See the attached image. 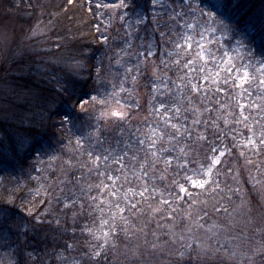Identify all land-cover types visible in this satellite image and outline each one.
<instances>
[{"label": "snow or ice", "instance_id": "snow-or-ice-1", "mask_svg": "<svg viewBox=\"0 0 264 264\" xmlns=\"http://www.w3.org/2000/svg\"><path fill=\"white\" fill-rule=\"evenodd\" d=\"M201 3H206L208 8L221 13L226 7L222 0H182L178 6H173V0H146L159 43L155 45L156 51L152 50V44L141 43L140 50L136 52L128 51L133 47L132 38L141 27H146L149 17L135 13L125 0L96 4L98 9H124L125 13L120 17L122 20L128 11H133L135 15L134 23L126 26L125 47L120 48L115 56L110 58V65L114 62L115 65L123 67L124 72L121 75L117 69V75H121L119 85L107 81L102 87L95 89V95L87 93L81 95L74 89H62L66 108L63 123L73 127L79 123L82 126L84 114L88 111L86 105L91 101L94 110L90 114V119H94L97 125L101 121L122 125L128 118L126 109L131 107L130 95L129 99L121 97V94L129 93L125 84L130 79L135 85L141 74L140 65L144 64L146 67L147 63L157 56L160 57V61L153 68L151 88L155 91L159 85L164 90L160 91L159 97H154L156 103L151 110L154 120L144 121L146 130L137 127L135 132L130 133L129 151L112 157V162L118 165L115 170L107 168L104 171L100 170L101 162L107 164L110 160L109 154L101 155L87 151L85 154L88 162L80 163L76 153L84 151V146L92 133L87 137L83 135L77 137L75 151L66 157L52 156L47 164L40 161L44 168L37 169L38 172H43L45 168L59 172L52 178L34 177L33 179L47 182L48 186L42 182L39 188L30 191L36 198L41 195L43 189L44 196L48 197L53 182L60 191H63L61 186L69 183L73 185L69 191L74 192L79 188L81 193L79 202L77 199L68 198L64 207L66 209L78 207V211L73 213L71 228L73 233L77 231L75 218L77 216L85 218L79 231L89 237L86 244L89 249L87 254L92 260L106 259L107 252L114 251L117 247V238L121 234L131 237L141 233L144 243L151 249L158 247L153 240L161 241L162 236H169L172 244L179 243V248L184 249V251L169 249L167 254L175 258L176 264H180L184 259L191 260L193 256L201 260L200 253L210 248L209 240L212 241L211 249L216 252L221 249L227 252L228 247L225 245L234 249L240 247V243L233 245L232 242L241 241L242 234L231 235L229 228L216 223L206 227V219L223 214L231 217L234 212L239 211L243 200L232 212L229 211V205L242 191L238 179L241 170L248 171L250 176L252 168L257 172H264L262 167L264 123H261L264 119V59L257 62L255 73L258 75H254L250 71V62L249 65L242 64L238 67L227 52L218 55L219 50L213 51L211 46L215 42L207 39L205 33L214 35L216 31L223 33L231 31V28L223 21L217 22L208 16L204 8L200 7ZM188 19L195 21L196 24L187 23ZM160 20L164 23L160 24L158 22ZM169 24L174 27L169 28ZM209 24L218 26L205 27ZM196 27L200 29L195 32L196 39L192 33L184 31L186 28ZM162 28L164 30H161ZM261 28H264V17L261 18ZM102 39L106 42L108 37L103 36ZM124 57L129 59L125 60ZM173 69L174 76L170 77L168 72ZM157 71L162 75L156 76ZM253 84L259 87V92L256 88L249 90ZM235 89H240L239 97L246 100L245 102L237 100V108L232 111L230 106L223 102V98L231 97ZM96 105H99L98 109L95 108ZM221 122L225 126L233 125L229 133L221 132ZM236 126H242L244 131H238ZM99 131V127L92 129L93 133ZM221 135L233 141L231 146L222 143ZM133 140L134 144L131 143ZM133 147L135 151H131ZM246 150L251 152L250 156L246 155ZM226 156L237 162L242 160L241 169L234 171L232 166L224 165L223 158ZM125 157H129L131 166L125 163ZM221 165H224L223 170L218 168ZM77 168L86 169L89 174L94 173L103 176L104 179L96 184H88L84 188L81 186V176L74 177L72 181L67 179L73 169ZM168 173H172L171 181L169 184H163L162 181ZM16 191L0 196V224L7 223L13 216L18 215L17 209L27 216H33L29 207L30 202L21 200L19 205L16 203ZM45 202V199L39 201L40 204ZM180 205L187 207V211L180 219L190 220L198 228L210 232L211 236L202 240L192 234L193 229L190 226L186 227L184 235L164 231L165 228L169 230L173 228L168 222L177 218V207ZM136 220H139L140 227L133 223ZM56 223L59 225L60 220L57 219ZM153 224L154 229L149 231ZM149 235L153 240L148 239ZM241 242L249 244L246 237ZM168 243V240H162L159 245L161 250L162 246ZM67 247L71 249L73 244L68 243ZM231 255L234 257L237 252L234 250ZM241 257H247L248 264H253L255 257L264 260V244L256 241L251 255L244 252L241 253Z\"/></svg>", "mask_w": 264, "mask_h": 264}, {"label": "trees", "instance_id": "trees-1", "mask_svg": "<svg viewBox=\"0 0 264 264\" xmlns=\"http://www.w3.org/2000/svg\"><path fill=\"white\" fill-rule=\"evenodd\" d=\"M105 2L112 3L117 0H0V26H8L14 35L9 55L0 58V179L5 178L8 183L3 185L0 196H6L9 192L17 190L16 203L19 205L21 200L30 202L29 207L33 212V216L30 217L17 209L18 215L13 216L11 221L0 224V264H176L175 258L167 254L170 249L168 245H163L161 250L159 246L161 241H155L149 235L148 239L158 244L156 249H151L144 243L141 233L131 237L121 234L117 238V247L114 251L107 252L106 259H90L87 254L89 249L86 246L89 237L79 231L85 218L79 216L75 218L77 231L73 233L71 231L73 213L78 211V207L70 209L64 207L68 198L77 199L79 202L78 198H81L79 188L74 192L69 191V188L73 187L69 183L61 186L63 191H60L56 188L52 189L51 185L48 197H45L43 192L39 197L34 198L33 192L27 191V187L21 185L22 180L34 185L33 176L40 174L37 171L41 168L40 159L46 160L47 157L52 156L66 157L73 153L67 150V146L70 144L71 148L75 147L76 138L82 135L87 137L92 133L84 146L89 151L103 155L111 150L110 152L115 151L117 155H123L125 151H129L130 133L135 132L137 127L146 130L144 121L152 122L155 118L151 114L156 103L154 97H159L160 91L164 89L159 85L155 91L151 88L153 76L146 71L147 67L141 64L140 70L143 71L135 85L130 79L126 83L129 89L127 95H130V99L129 96L127 99L131 106H135L138 102L139 94L144 97L141 104L144 107L143 119L138 121L137 125L131 120H126L122 125L114 124L113 129L100 130L94 135L92 129L102 125V121L97 125L94 119H90V114L94 110L91 101L86 105L88 111L84 114L82 126L79 123L76 127L63 123L66 108L62 89H74L81 95L84 93L95 95V89L102 87L103 83L118 81L115 77L117 69L118 72L121 71V75L123 73V67L115 65L114 62L110 65V58L114 57L120 48L125 47L126 26L134 23L135 15L133 11H128L127 16L122 20L120 17L124 15V9L109 12L108 9L96 8L97 3ZM125 2L134 9L135 13L149 17L146 27H141L134 34L133 47L128 51H139L141 43L152 44V50L156 51L155 45L159 41L146 0H125ZM222 2L226 6L223 13L208 8L206 3H201L200 7L228 25L233 35L237 36L238 45L248 50L252 59H264V28H261L264 0H222ZM180 3L182 0H173V6H178ZM158 22L164 23L163 20ZM43 25H47L48 30L36 36L40 44L36 43L31 50L24 47L20 50V42L28 30L32 32ZM168 27L172 28L174 25L169 24ZM184 31L187 32L188 29ZM103 36L108 37L106 42L102 39ZM124 59L128 60L129 57ZM133 62H135L134 58ZM174 73L175 69L169 71L168 75L173 77ZM159 75L162 73L160 72ZM108 87L110 89L111 85L109 84ZM240 91L235 89L231 97L223 98V102L229 105L232 111L237 108V100L240 102L246 100L239 97ZM169 102H172L171 97ZM141 106L139 105L140 108ZM95 108L98 109L99 105ZM261 123H264V119ZM232 127L231 124L225 126L223 122L220 123L222 133H229ZM236 127L238 131H244L242 126ZM220 139L229 146L233 143L232 140L225 139L224 135H221ZM131 143L134 144V140ZM131 151H135V148H131ZM76 155L79 156L80 163L88 162L87 155L83 157L81 152H77ZM246 155L250 156L251 152L246 150ZM125 158L129 160V157ZM223 160L224 165L232 166L234 171L241 169L243 164L242 160L237 162L227 156ZM224 165L218 168L223 170ZM100 170L104 171L102 163ZM76 176L82 177L81 186L84 188L88 184H93L90 181L91 177L97 183L98 180L104 179L103 176L89 174L86 169L78 170V168L73 169L67 179L72 181ZM256 176L255 168L251 169V176L246 170L240 171L238 179L242 191L240 196L235 197L234 202L229 205V211L232 212L243 200L240 209L246 206V214L253 215V219L250 220L255 221L253 225L257 228L252 230L250 225L241 228V231L252 232L248 236L250 244L256 241L264 243V192L256 189ZM171 178L172 173L166 174L162 183L169 184ZM229 183L235 186L232 181ZM18 189L22 191L18 192L20 191ZM23 191L27 194L22 193ZM41 199H45L46 202L40 204ZM240 209L238 212L241 211ZM185 211H187L186 205H180L177 207L176 217ZM226 217L227 214L214 215L206 220L211 222L216 218L224 222ZM57 219L60 220L59 225L56 223ZM173 222L171 220L168 223ZM133 223L140 227L139 220ZM258 225L263 226V229L260 230ZM154 227L153 224L148 230L151 231ZM68 243L73 244V248L69 249ZM200 255L201 260L212 258L215 264H246L238 262L240 260L237 258L234 260L224 258L220 253L211 256H205L204 253ZM136 257L139 259L137 260ZM180 264L200 263L193 256L191 260L184 259Z\"/></svg>", "mask_w": 264, "mask_h": 264}, {"label": "rangeland", "instance_id": "rangeland-1", "mask_svg": "<svg viewBox=\"0 0 264 264\" xmlns=\"http://www.w3.org/2000/svg\"><path fill=\"white\" fill-rule=\"evenodd\" d=\"M115 9H117V8H108V11L109 12H115ZM205 12L208 14V16L214 18L217 22H219V20L216 19V17H214L213 14H211V13H209L207 11H205ZM188 20H190V19H188ZM187 23H192L194 25L196 24V22L193 21V20H190V22H187ZM200 23L202 24L203 21H201ZM217 26H218V24H209V25H206L205 27L213 28V27H217ZM46 30H48V26L47 25H43L39 29H34L32 32H30L28 30L27 34L23 37V39L20 42V46H21L20 50L23 47H24V49L28 48V49L31 50L32 47L36 43L40 44V42L37 41L36 36L40 35V34H43V32L46 31ZM199 30L200 29L198 27H196L194 29H188L187 32L192 33L193 36H194V39H196L197 37L195 36V32H198ZM205 36H206L207 39H212L215 42L211 47L213 48V51L219 50L218 55L223 53V52H227L233 58V63H235L238 67H240L242 64L243 65H249V61H250V64H251L250 65V71H252L254 75H258L257 73H255V68L258 66L257 62L260 61L262 58L261 59H259V58H255L254 59L253 58L252 59L250 57L249 51L246 50L245 48L241 47L240 45H238L239 44V43H237L238 42V38H236L237 36L233 35V33L231 31H226V32H223V33L220 32V31H216L214 35H212L211 33H205ZM13 42H14V35L12 33V30L6 25L0 26V44H1L0 58L2 56H5L6 54L9 55L11 46L13 45ZM206 47H208V45H206ZM194 48H195V45H194ZM150 61L147 63V66H146L147 70L146 71L151 73L152 76H153V68H154L155 65L159 64L160 58L154 57ZM143 67H145L144 64H143ZM122 70L124 72V68H122ZM71 71H73V69ZM141 71H143V70L141 69ZM119 73L121 74V71ZM159 73H160V71H157L155 73V75L156 76H160ZM115 77L118 78V81L116 82V84L119 85L121 75H117V73H116ZM151 79L153 80V77ZM125 87L128 88V86L126 84H125ZM252 88H256V90L258 92L260 91L259 87L257 85H255V84H253L250 87V90ZM122 95L123 94H121L122 99H127V97L129 96V95H127V93L124 94V96H122ZM142 98H144V97L141 94H139L138 97H137V100H138L137 103L140 102V104H139L140 106H141L142 102L144 101V100H142ZM137 103L135 104V106H131V107L126 109V111L128 113L127 120H131L132 123H134L135 125H137L139 123L138 121L143 119L142 115L144 113V111H143L144 107H142V106H141L142 108L137 107L136 106ZM101 124L102 125H99L100 127L99 126H97V127H99L100 130H104V131L109 130V129H113L112 127L114 126V124L111 121H109L107 123H104L102 121ZM101 127H103V128H101ZM95 134L96 133H94V135ZM67 150L69 152H74L75 151V147L71 148V145L69 144L67 146ZM87 151H89L88 148H86V149L84 148V151L81 152V155L83 157H85V155H86L85 153ZM110 151L111 150H109V151L104 153V154H109L110 155V160L108 161V163L104 164L103 162H101L102 163V167H103V164H104V170L106 168L109 169V170H115L118 167L117 164H114L112 162V157L117 156L118 153H116L115 151H113V152H110ZM40 160L44 161L45 164H47L49 162V158L48 157L46 158V160L43 159V158H41ZM125 163L128 164L129 166H131V160L130 159L128 160V159L125 158ZM40 165H41L40 169L44 168V165H42V164H40ZM262 167H264V165H262ZM58 172H59V170H57V172H53L52 170L49 172V169L47 171V168H45V170L43 172H40L39 175L35 174V176H33V178L34 177H38V176H48V177L52 178V177H56L58 175ZM255 173L257 174V176L255 177V180L260 182V183H256L255 182L256 187H257L256 189L262 190L264 192V172H257L256 169H255ZM69 176H70V174H69ZM60 178L63 179L62 176ZM90 181L93 184L97 183L96 180L94 181L92 179V177L90 178ZM98 181L100 182V180H98ZM32 182H34V185H29L28 183H26L25 181L22 180L21 181V185L23 187L24 186L27 187L26 190L28 191V190L39 188L40 184L42 182L46 183L45 181L37 180V179H33ZM6 183H7V179H5V178L3 180H2V178L0 179V194L3 191V185H5ZM7 185H8V183H7ZM51 185H52V187H51L52 189L56 188V190H58V188H57V186H56V184L54 182ZM46 186H48V185L46 184ZM9 187H11L10 184H9ZM51 188H50V190H51ZM18 190H20V189H18ZM18 192H21V191H18ZM22 193L27 194L26 191H23ZM41 193H43V189H41ZM240 210H241L240 212H238L235 215L233 214L231 217L227 216L225 218L226 220L224 222L220 221V220H218L216 218L213 219L211 222L206 220V227L208 225H211L212 223H216L218 225H222V226H225V227L229 228L230 229L229 234H231V235L242 234L241 235V241H243L245 237L247 239H249L248 236L250 234H252V232H250V231H241V228H243V227H245L247 225H250L252 227V230H253L254 228H257V227H256V225H253V223L255 221L253 222V221L250 220V219H253V215H251V214L247 215L246 214L247 207L244 206ZM183 214L184 213H180L179 214L180 216H178L175 220H173L174 221L172 223L173 228L171 230L165 228L164 231H171V232L176 233L177 235H184V234H186V227L190 226L193 229V233L192 234L197 236V237H199L202 240L205 239L208 236H211L210 232H206L205 229L198 228L195 224H192L190 220L189 221L181 220L180 217H182ZM229 220H231V224H229ZM258 227H259L260 230L263 229V226H259L258 225ZM221 232H223V228L221 229ZM213 239H215V238H213ZM162 240H168L169 241L168 246L170 248H175V249H178L179 251H184V249L179 248V243L172 244L171 239H169V236H162L161 237V241ZM241 241H233L232 243H233V245H235L237 243L242 244ZM208 243H209L210 248L209 249H205L203 252H201L202 254L204 253L205 256H207V255L211 256V255H215L217 253H220V254H222V257H224V258H227L229 260H234V258H237V259L240 260L238 262H241V263L245 262L246 264H248L247 257H243L242 258L241 257V253L247 252V253H249V255H251L252 247L256 246V243H254V244H250L249 243V244H247V246H244L245 244L244 245L242 244V245H240V247L238 249H234L232 246L225 245V247H228V251L227 252H225L223 249H221L219 252H216L214 249H211L212 241L209 240ZM261 244H264V243L261 242ZM218 246L219 245H217V247ZM193 247L195 248L196 245L194 244ZM234 250L237 252V256L233 257L231 255V252L234 251ZM259 258L260 257H255L254 261H253V264H264V260H262L261 258L259 259ZM199 263L200 264H215V261L212 258H210V259H207V260H199Z\"/></svg>", "mask_w": 264, "mask_h": 264}]
</instances>
